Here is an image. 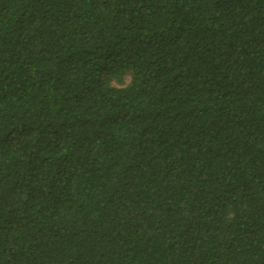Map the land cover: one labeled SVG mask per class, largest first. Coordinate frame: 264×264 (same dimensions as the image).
I'll return each mask as SVG.
<instances>
[{"label":"trees","instance_id":"1","mask_svg":"<svg viewBox=\"0 0 264 264\" xmlns=\"http://www.w3.org/2000/svg\"><path fill=\"white\" fill-rule=\"evenodd\" d=\"M0 264H264V0H0Z\"/></svg>","mask_w":264,"mask_h":264},{"label":"rangeland","instance_id":"2","mask_svg":"<svg viewBox=\"0 0 264 264\" xmlns=\"http://www.w3.org/2000/svg\"><path fill=\"white\" fill-rule=\"evenodd\" d=\"M127 80H128V77H127Z\"/></svg>","mask_w":264,"mask_h":264}]
</instances>
